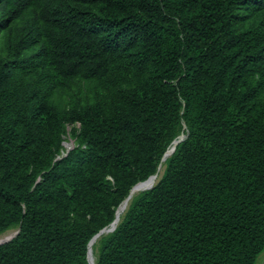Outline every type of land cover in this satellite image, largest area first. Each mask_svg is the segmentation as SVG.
Here are the masks:
<instances>
[{
  "label": "trees",
  "instance_id": "1",
  "mask_svg": "<svg viewBox=\"0 0 264 264\" xmlns=\"http://www.w3.org/2000/svg\"><path fill=\"white\" fill-rule=\"evenodd\" d=\"M155 173L94 264H258L264 0H0V264H90Z\"/></svg>",
  "mask_w": 264,
  "mask_h": 264
},
{
  "label": "water",
  "instance_id": "2",
  "mask_svg": "<svg viewBox=\"0 0 264 264\" xmlns=\"http://www.w3.org/2000/svg\"><path fill=\"white\" fill-rule=\"evenodd\" d=\"M183 138H184L183 134L179 135V137L173 141V144H172L171 148L168 149V150L164 153V155H163V157L161 158V160H164V159H165V156H167V154L169 155V154L174 150L175 145H176L178 142H180ZM69 149H70V148H69ZM69 149H67L66 152H64L65 155H66V153L69 151ZM159 166H160V165H159ZM159 166H158V168H159ZM156 178H157V173H155V174L149 176V177H148L146 180H144V181L137 182L135 185L132 186V188L130 189L129 194H130L131 192H138V190H140V189L143 190L142 188L146 189L145 186H144L145 183H146L147 181H149V179H152V180H151L152 183H150L149 187H147V188H150V187L153 185V183L155 182V179H156ZM129 194H128V195H129ZM127 197H128V196H127ZM115 213H116V212H115ZM113 222H114V221H113ZM113 222H112V223H113ZM112 223H111V227H110V228H107V227L102 228L97 234H95V235L92 237V239H93L94 237H96V236H100L101 234H103V233H105V232H108V231L112 230V229L114 228V226H115V225H113ZM17 233H18V230L14 231L13 233L6 234L5 236H1V237H0V244L9 241V240H10L12 237H14ZM92 239H91V240H92ZM91 240H90L89 243H88V249H87V257H88V261H89L90 264H91V262H90V257H89V244H90Z\"/></svg>",
  "mask_w": 264,
  "mask_h": 264
},
{
  "label": "rangeland",
  "instance_id": "3",
  "mask_svg": "<svg viewBox=\"0 0 264 264\" xmlns=\"http://www.w3.org/2000/svg\"><path fill=\"white\" fill-rule=\"evenodd\" d=\"M70 132H71V130H70V127H68L67 128V131H66V134H65V136H64V138H63V141H62V145H63V151L64 152H66V150L67 149H72L75 145H76V143H75V140L73 139V138H71V136H70ZM64 143H67V144H69V148H67L65 145H64ZM69 149V150H70ZM164 161V160H163ZM160 169V168H159ZM150 185V184H149ZM149 185H146L145 186V188L146 187H149ZM127 205V204H126ZM118 209V208H117ZM117 209H116V211H117ZM125 209V208H124ZM124 211V210H123ZM123 211H122V213H123ZM120 217V216H119ZM116 216H115V222L113 223V225L118 221V220H116ZM119 219V218H118ZM10 233H13V231L11 230L10 232H7V233H5V234H3V235H1V236H5L6 234H10ZM106 233V232H105ZM0 236V237H1ZM97 238L98 237H96L92 242H91V248H92V253H93V258L95 259V256H96V254H97V251L96 250H94V252H93V246L92 245H94L93 244V242H95L96 240H97ZM263 262H264V253L262 254V255H260V257H259V259H258V264H263Z\"/></svg>",
  "mask_w": 264,
  "mask_h": 264
},
{
  "label": "bare ground",
  "instance_id": "4",
  "mask_svg": "<svg viewBox=\"0 0 264 264\" xmlns=\"http://www.w3.org/2000/svg\"><path fill=\"white\" fill-rule=\"evenodd\" d=\"M64 145L67 147V148H69V144H67V143H64ZM167 156H168V154H167ZM167 156H165V158L167 157ZM165 160V159H164ZM163 161V160H162ZM161 167V165L159 166V168ZM151 180L152 179H149V181H147L146 183H145V185L144 186H146V185H149L150 183H152L151 182ZM147 188V187H146ZM142 189H144V188H142ZM141 190V189H140ZM139 191V190H138ZM136 192H131L129 195H128V197L127 198H125L124 200H123V202L119 205V207H118V209H117V211H116V220H118V218H119V216L122 214V211L124 210V208L126 207V204L128 203V201H129V199L131 198V196L133 195V194H135ZM114 222H115V220H114ZM113 222V223H114ZM112 223V224H113ZM96 237H99V236H96ZM96 237H94L92 240H91V242L96 238ZM91 242H90V244H89V257H90V262H91V264H94V258H93V253H92V248H91ZM263 264H264V262H263Z\"/></svg>",
  "mask_w": 264,
  "mask_h": 264
},
{
  "label": "built area",
  "instance_id": "5",
  "mask_svg": "<svg viewBox=\"0 0 264 264\" xmlns=\"http://www.w3.org/2000/svg\"><path fill=\"white\" fill-rule=\"evenodd\" d=\"M63 155H65L64 151H62V153H61V155H60V156H63ZM60 156H58V157H60Z\"/></svg>",
  "mask_w": 264,
  "mask_h": 264
}]
</instances>
